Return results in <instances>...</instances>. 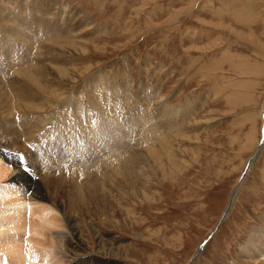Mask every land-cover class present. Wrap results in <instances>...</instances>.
<instances>
[{
	"label": "rangeland",
	"instance_id": "374dc122",
	"mask_svg": "<svg viewBox=\"0 0 264 264\" xmlns=\"http://www.w3.org/2000/svg\"><path fill=\"white\" fill-rule=\"evenodd\" d=\"M16 4L21 10L25 42L35 41V70L43 64L55 67L49 73L60 71L66 61L62 58L68 57L74 58L69 65L76 75L64 84L63 90L70 95L67 99L41 88L28 99L31 92L25 78H14L6 64L0 68V89L7 88L8 95L18 97L22 104V109H12L22 112L8 114L5 99H0V167L7 175L2 184L24 192L31 203L37 200L36 206L49 208L60 223L58 231L47 234L44 226H38L37 214L33 220L29 213L25 215L43 233L37 232L35 237L39 239L34 240V246L28 244L26 239L31 238L24 234L27 260L23 264H30L31 254L35 256L34 264H50L51 259L53 263L62 255V264H264V148L240 187L230 213L221 219L231 191L264 133V0H0V11L12 16ZM32 19L35 22L29 26ZM75 34L81 36L74 39ZM14 46L17 45L11 47ZM79 50L82 56H74ZM29 54L28 61L33 56ZM29 64L23 62L22 66ZM2 77L6 78L5 85ZM48 78L52 84L58 80L53 75ZM41 81L46 83L47 79ZM79 103L82 112L87 109L92 119L97 118L91 126L95 132L88 135L76 128L73 111ZM97 107L109 110L108 116L97 114ZM183 107L189 112L183 114ZM63 111L69 117L66 126L61 122ZM169 112L176 115L172 123L187 134L160 133L165 130L163 118ZM147 130L158 134L163 145L172 144L181 134L190 140H181L175 175L157 186L146 201L131 198L130 190L118 193L116 189L129 183L131 175H127L131 170H138L131 166V156L145 153L143 150L152 140ZM116 157L121 160L120 166ZM104 160L111 164L106 179L89 182L94 166ZM157 161L168 167L164 157ZM109 168L120 171L119 175L113 170L110 174ZM116 176L112 183L110 178ZM35 184L40 195L33 189ZM92 184L98 185L96 189L89 188ZM0 220L2 230L6 228L0 234L1 264H18L7 252L14 245L11 239L16 232L12 225V229L8 227L6 218ZM218 220L221 223L216 226ZM255 229L259 238L251 249L254 257L260 256L247 259L253 256H246L243 248ZM54 232L68 239L61 242L62 248L53 241ZM40 239L43 240L38 242ZM203 240L200 256L192 262ZM43 246L56 251L52 250L51 255ZM101 248L112 256L95 254ZM57 251L64 252L61 255Z\"/></svg>",
	"mask_w": 264,
	"mask_h": 264
},
{
	"label": "bare ground",
	"instance_id": "6f19581e",
	"mask_svg": "<svg viewBox=\"0 0 264 264\" xmlns=\"http://www.w3.org/2000/svg\"><path fill=\"white\" fill-rule=\"evenodd\" d=\"M7 2V1H6ZM18 5H20L19 3H17ZM17 4L14 6V11H12L13 13H12V16H11V14L10 13H8V11H6V13H4L3 14V12L2 11H0V51H3V53L0 55V68L3 66V64H6L8 67H9V69L12 71V73H11V75H13L14 76V78H15V75L17 76V77H21V78H25V80H26V82H25V85H26V87L28 88L29 87V90H30V92L31 93H28L27 94V97H28V99H29V96H31L32 98H33V96L35 95V94H37V93H35V90H38V89H43L44 91H46V92H48V91H51V92H53V91H55L57 94H58V96L59 97H61V99H67L66 98V96H68L67 95V91L65 90H63L64 89V84L66 83V81H72L73 79H74V77H76V75L74 74L75 72H73V71H75V70H72L73 68H71L70 67V65H69V62H71V61H69V60H72V59H74V58H72V59H70V58H68V60H67V58H62V59H66V61L65 62H62V64H61V67H62V69L59 71V70H56V71H54L53 73L51 72V73H49V71L51 70H54V68H52V67H50V65H49V67H45V66H43V64L40 66V67H38L36 70H35V68H36V66H35V41H29L28 43L27 42H25V39H24V36L21 34V31L23 30V28H21V26H20V18H19V15H20V12H21V10H20V8L19 7H16L17 6ZM8 6V5H7ZM12 6V5H11ZM10 7V6H9ZM1 8V7H0ZM13 8V7H12ZM46 9V8H45ZM10 11V10H9ZM49 12V11H48ZM55 13V12H54ZM38 14V13H37ZM53 15H51V17H52ZM13 17V18H12ZM29 17V16H28ZM41 17V16H40ZM47 17H48V13H47ZM56 17V16H55ZM31 19V18H30ZM42 19V18H41ZM51 19V18H50ZM63 20H64V18H63ZM42 21V20H41ZM35 22V20L34 19H32L30 22H29V26H32V24ZM77 24V23H76ZM47 25V24H46ZM69 25V24H68ZM54 26V25H53ZM78 26H79V24H78ZM39 27V26H38ZM49 28V27H48ZM73 29H74V26L72 27ZM72 28H69V29H72ZM76 28V27H75ZM82 28V27H81ZM85 28V27H84ZM33 29H34V31H35V25H33ZM77 30V29H76ZM81 30V29H80ZM28 31V30H27ZM77 32V31H76ZM75 32V33H76ZM36 33V32H35ZM69 33V32H68ZM52 34V33H51ZM76 35V34H75ZM75 35H73V37L72 38H79L78 36H81V35H76L77 37H75ZM64 36V35H63ZM66 36V35H65ZM64 36V37H65ZM69 36V35H68ZM41 37V36H40ZM58 37H60V35L58 36ZM40 39V38H39ZM65 39L66 40H69V39H67L66 37H65ZM64 40V39H63ZM72 39H70V41H71ZM44 41V40H43ZM65 41V40H64ZM70 41H69V43H70ZM63 42V41H62ZM82 42V41H81ZM34 43V44H33ZM38 43V42H37ZM43 43V42H42ZM75 43H77V42H75ZM74 42L72 43V44H75ZM86 43V42H85ZM25 44H28V45H26L27 47H24L25 46ZM43 44H47L48 45V43H43ZM71 44V43H70ZM12 45H17V46H14V47H11ZM38 45V44H37ZM36 45V46H37ZM65 45V44H64ZM77 45V44H76ZM40 47H41V45H39ZM59 46V45H58ZM81 46V45H80ZM39 47V48H40ZM52 47H54V45L52 46ZM70 48H71V46H69ZM88 47V46H87ZM51 48V47H50ZM55 48V47H54ZM62 48H64L65 49V46L64 47H62ZM62 48H60L61 50H62ZM74 48V47H73ZM81 48V47H80ZM92 48V47H91ZM26 49H29L30 51H25ZM52 50H53V48H51ZM58 49H59V47H58ZM94 49V48H93ZM50 50V49H49ZM84 50H86V49H84ZM55 51H57V50H55ZM65 51H67V49L65 50ZM76 51H78V50H76ZM38 52V54L40 55L41 53H39V51H37ZM30 53V54H29ZM31 53L33 54V56H32V59L30 60V61H28L29 60V58H27L28 57V54H29V56H31ZM48 53V52H47ZM57 53H58V51H57ZM56 53V54H57ZM63 53V51H61V52H59V54H61V55H63L62 54ZM50 54V53H49ZM48 54V56H50ZM67 54V53H66ZM82 56V50H79V52L76 54V53H74V56ZM2 56H4V57H2ZM48 56H47V58H48ZM58 56V55H57ZM66 56V55H65ZM84 56V55H83ZM51 57V56H50ZM44 60H45V57H44ZM48 60V59H47ZM56 61V60H55ZM60 61V60H59ZM23 62H27V63H30L29 65H27V66H22V64H23ZM44 62V61H43ZM45 62H48V61H45ZM49 62H50V60H49ZM58 63V62H57ZM45 64V63H44ZM51 64V63H50ZM53 65H55V64H53ZM58 65V64H57ZM38 66V65H37ZM56 67H58V66H56ZM51 75H53V78H58V80H57V82L55 81L54 83H56L57 85L54 87V86H52L53 84H52V82H50V80H49V76H51ZM81 75V74H80ZM97 77V76H96ZM3 78V77H2ZM6 78H7V76H6ZM6 78H3V80H4V85L6 84ZM11 78V77H10ZM36 78H38V79H36ZM102 78V77H101ZM1 79V78H0ZM8 79V78H7ZM17 79V78H16ZM41 79H43V81H44V79L46 80L47 79V81H48V83H47V81H45L46 83H43L42 81H41ZM11 80H13V79H11ZM20 80V79H19ZM95 80V79H94ZM97 81V80H96ZM13 82H14V80H13ZM20 82V81H19ZM21 83V82H20ZM23 83V82H22ZM1 84H2V82H1ZM96 84V83H95ZM8 85V84H7ZM21 85V84H20ZM19 85V86H20ZM25 85H24V87H25ZM14 86V85H13ZM97 86V85H96ZM21 87V86H20ZM74 87V86H73ZM92 87V86H91ZM101 86H99V88H100ZM5 88V87H4ZM13 88V87H12ZM78 89V88H77ZM125 89V88H124ZM5 90H7V88L5 89ZM5 90H2V89H0V99H5L4 100V102H5V107L7 108V110H8V114H10L12 111L14 112L16 109H14V110H12L14 107L16 108V106H19V108H20V106L22 105H20V103H21V101H20V99L18 100V97H17V99L15 98V97H13V96H9L8 95V93H7V91H5ZM26 90V89H25ZM53 90V91H52ZM15 91V90H14ZM91 91V90H90ZM159 91V90H158ZM33 92H34V94H33ZM59 92V93H58ZM77 92V91H76ZM98 92V91H97ZM100 92V91H99ZM128 92V91H127ZM153 92V91H152ZM157 92V91H156ZM141 93V92H140ZM18 94V93H17ZM20 94H22V93H20ZM103 94V93H102ZM142 94V93H141ZM151 94V93H150ZM157 94V93H156ZM155 94V95H156ZM158 94H159V92H158ZM24 95V94H23ZM46 95V94H45ZM75 95V94H74ZM88 95V94H87ZM90 95V94H89ZM119 95V94H118ZM148 95V94H147ZM22 96V95H21ZM43 96V95H42ZM70 96V95H69ZM68 96V97H69ZM94 96V95H93ZM100 96V95H99ZM23 97V96H22ZM26 97V98H27ZM36 97V96H35ZM57 97V96H56ZM58 97V98H59ZM106 97V96H105ZM109 98H110V95L108 96ZM107 97V98H108ZM120 97V96H119ZM134 97V96H133ZM25 98V97H24ZM37 98H39V97H37ZM36 98V99H37ZM76 98V97H75ZM74 98V99H75ZM90 98V97H89ZM99 98V97H98ZM103 98V97H102ZM101 98V99H102ZM122 98V97H121ZM152 98H153V95H152ZM45 99V98H44ZM57 99V98H56ZM63 99V100H64ZM104 99V98H103ZM102 99V100H103ZM112 99V98H111ZM118 99V98H117ZM117 99H116V101H117ZM129 99H131V98H129ZM128 99V100H129ZM146 99H147V97H146ZM148 99H150V98H148ZM16 100H18V101H16ZM50 100V99H49ZM70 101H71V99H69ZM90 100V99H89ZM110 100V99H109ZM113 100V99H112ZM115 100V99H114ZM124 100V99H123ZM127 100V101H128ZM132 100V99H131ZM162 100V99H161ZM28 101V100H27ZM43 101V100H42ZM45 101V100H44ZM43 101V102H44ZM54 101V100H53ZM66 101V100H65ZM75 101H77L76 99H75ZM74 101V102H75ZM150 101V100H149ZM152 101H154L153 99H152ZM0 102H1V100H0ZM23 103H25V101H22ZM30 102H32V100L30 101ZM29 102V103H30ZM54 102H56V101H54ZM91 102V101H90ZM89 102V103H90ZM103 102H105V101H103ZM107 102V101H106ZM121 102V101H120ZM27 103V102H26ZM29 103H28V105H29ZM42 103V102H41ZM48 103H49V101H48ZM61 103V102H60ZM72 103H73V101H72ZM78 103V102H77ZM88 103V104H89ZM95 103V102H94ZM99 103V102H98ZM115 103V101L113 102V104ZM128 103V102H127ZM144 103V102H143ZM162 103V102H161ZM17 104H19V105H17ZM58 104V103H57ZM63 104V103H62ZM93 103H90L89 105H92ZM112 104V105H113ZM116 104V103H115ZM126 104V103H125ZM26 105V104H25ZM24 105V106H25ZM52 105H53V103H52ZM56 105V104H55ZM69 105V104H68ZM94 105V104H93ZM97 105V104H96ZM96 105H95V107H96ZM109 105H111V104H109ZM27 106V105H26ZM30 106V105H29ZM36 106V105H35ZM49 106H51V104L49 105ZM99 106V105H98ZM101 106V105H100ZM103 106V105H102ZM146 106V105H145ZM23 107V106H22ZM28 107V106H27ZM27 107H26V111L27 112H29V110H27ZM33 107L34 106H32V109H33ZM56 107V106H55ZM58 107V106H57ZM66 107H67V105H66ZM94 107V106H93ZM105 107V106H104ZM148 107L150 108V104H148ZM19 108H18V110H19ZM31 108V107H30ZM36 108V107H35ZM38 108H39V106H38ZM67 108H69V106L67 107ZM102 108V107H101ZM101 108H98L97 107V114H100L101 115V113H102V116H103V114L105 113V115H106V113L109 111H107V112H105V110H103V108L101 109ZM121 108V107H120ZM187 108V107H186ZM185 107H183V114H186L187 112H189V111H187L186 112V109ZM20 109H22V108H20ZM28 109H29V107H28ZM42 109V108H41ZM51 109V108H50ZM52 109H54V110H56L55 108H52ZM62 109H63V107H62ZM105 109V108H104ZM152 109V108H151ZM154 109V108H153ZM172 109V108H171ZM16 110V113L17 112H19V111H21V110ZM25 110V107L23 108V111ZM65 110V109H64ZM82 110L83 109H81V105H80V103L78 104V105H76V108H75V113H74V111H73V114H74V116H75V118H76V122H77V129L79 130L80 129V133H82L83 132V134L84 135H88L89 133H93V132H95V130L91 127L93 124H96L97 123V118L95 117V119H92V117H94L93 115H91V112L89 111V110H85L84 112H82ZM116 110V109H115ZM114 110V111H115ZM6 111V110H5ZM31 111V110H30ZM33 111V110H32ZM31 111V112H32ZM38 112H40L39 110H37ZM42 111V110H41ZM71 111V112H72ZM113 111V112H114ZM145 111V110H144ZM176 111V110H175ZM177 111H179V110H177ZM177 111H176V113H177ZM13 112H12V114H13ZM22 112V111H21ZM20 112V113H21ZM47 112V111H46ZM57 112V111H56ZM59 112V111H58ZM68 112V111H67ZM111 112V111H110ZM6 114H7V112H5ZM23 113H25V112H23ZM30 113V112H29ZM40 113H44V112H40ZM54 113V112H53ZM61 113V112H60ZM69 113V112H68ZM109 113V112H108ZM108 113H107V116H108ZM149 113V112H148ZM180 113H181V111H180ZM4 114V113H3ZM48 114V113H47ZM46 114V115H47ZM55 114V113H54ZM59 114V113H58ZM61 114H63V117H61V122L66 126V118L68 117V114L67 113H64V111H63V113H61ZM61 114H59V115H61ZM72 114V113H71ZM72 114V115H73ZM96 114V115H97ZM110 114H112V113H110ZM131 114V113H130ZM136 114V113H135ZM147 114V113H146ZM36 115V114H35ZM39 115V114H38ZM43 115H45V114H43ZM116 115V114H115ZM118 115V114H117ZM128 115H129V113H128ZM178 115H180L179 113H178ZM13 116H15V113H14V115ZM13 116H9V117H13ZM22 116H24V115H22ZM22 116H21V118H22ZM32 116V115H31ZM41 116V115H40ZM62 116V115H61ZM114 116V115H113ZM125 116H127L126 114H125ZM124 116V117H125ZM131 116V115H130ZM147 116V115H146ZM151 116V115H150ZM158 116V115H157ZM181 116V115H180ZM261 116H262V119H263V123H264V103H263V110H262V114H261ZM18 117V116H17ZM36 117V116H35ZM43 116H41V118H42ZM98 117H99V115H98ZM119 117V116H118ZM123 117V118H124ZM132 117V116H131ZM162 117H163V115H162ZM184 117H185V115H184ZM194 117V116H193ZM15 118V117H14ZM14 118H12V119H14ZM20 118V119H21ZM30 118V117H29ZM51 118V117H50ZM55 118V117H54ZM69 118V117H68ZM73 118V117H72ZM74 118V119H75ZM114 118V117H113ZM159 118H160V114H159ZM176 118V115H175V113H173V112H169V113H167L166 115H165V118H163L164 120H165V123H164V126H165V130H163V131H160V133L162 132L163 134H167V133H171V134H180V133H182V134H187V132H183L180 128H178L177 126H179V125H177V126H175V124H173L172 122L174 121V119ZM180 118H182V117H180ZM32 119H33V117H32ZM45 119V118H44ZM112 119V118H111ZM116 119V118H115ZM162 119V118H161ZM183 119V118H182ZM17 120H18V118H17ZM16 120V121H17ZM34 120V119H33ZM36 120V119H35ZM41 120V119H40ZM110 120V119H109ZM176 120V119H175ZM6 121V120H5ZM12 121V120H11ZM15 121V120H14ZM26 121V120H25ZM45 121V120H44ZM72 121V120H71ZM177 121H179V119L177 120ZM184 121V120H183ZM182 121V122H183ZM187 121H188V119H187ZM1 122V125L3 124L2 123V121H0ZM7 122V121H6ZM13 122V121H12ZM22 121H20V122H18V123H21ZM28 123H29V120L27 121ZM57 122H58V120H57ZM156 121H154V123H155ZM176 122V121H175ZM22 123H24V121L22 122ZM55 123V122H54ZM105 123V122H104ZM106 123H107V121H106ZM110 123V122H109ZM173 125H172V124ZM8 125H9V123H7ZM12 124V123H11ZM31 124H32V122H31ZM36 124H38V123H36ZM57 124V123H56ZM74 124V123H73ZM113 124V123H112ZM157 124V123H156ZM181 124V123H180ZM4 125H6V124H4ZM44 125V124H43ZM62 125V124H61ZM68 125V124H67ZM75 125V124H74ZM131 125V124H130ZM137 125H138V123H137ZM153 125V124H152ZM151 125V126H152ZM27 126V125H26ZM35 126V125H34ZM33 126V127H34ZM37 126V125H36ZM128 126V125H127ZM133 126V125H132ZM141 126V125H140ZM10 127V126H9ZM13 127V126H12ZM17 127V126H16ZM32 127V126H31ZM38 127V126H37ZM68 127V126H67ZM66 127V128H67ZM145 127V126H144ZM173 127H175V128H177V129H175V128H173ZM8 128V127H7ZM26 128H30V127H26ZM36 128V127H35ZM43 128V127H42ZM73 128V127H72ZM106 128V127H105ZM138 127L136 126L135 127V131L137 130V132H136V134H137V137H138V139L140 140L141 139V136H140V132H138V129H137ZM142 128V127H141ZM152 128V127H151ZM159 128V127H158ZM184 128V127H183ZM6 129V128H5ZM11 129V128H10ZM15 129V131H16V128H13V130ZM140 129V128H139ZM144 130L145 129H147L146 127L145 128H143ZM192 129V128H191ZM4 130V129H3ZM12 130V129H11ZM17 130H18V128H17ZM106 130H107V128H106ZM113 130H115V129H113ZM193 130V129H192ZM262 130H263V127H262ZM1 131V130H0ZM9 131V130H8ZM24 131V130H23ZM110 131H111V129H110ZM157 131H159V130H157ZM185 131H186V129H185ZM189 131H191V130H189ZM11 132V131H10ZM21 132H22V130H21ZM39 132V131H38ZM145 132H150L151 133V142L150 141H148V143L149 144H147V147L146 146H144V150H143V152H145L144 154H142V153H140V154H138V155H135V156H131V166H133L134 165V167H135V169H138V170H136V171H134L133 172V170H131V173L130 174H128L127 176H129V175H131L130 176V180L128 181L129 183L127 184V182L125 183V184H123V185H121V186H119V188L118 189H116V192H118V193H120V191H123V190H130V192H129V194H132L130 197L131 198H134L135 199V197L137 198H140V199H146V201L148 200V198L150 197V194H153L155 191H156V188H157V186H159L160 184H163L162 182H164L165 180H167L168 179V177H173L174 175H175V170H174V167H175V161L177 160V158H178V156H179V145L182 143V141L181 140H185V141H188V140H190V138H188V135L187 136H182V134L181 135H179L178 137H176L175 139H174V141L172 142V144H167V142H165V144H167V145H163V144H160L161 142H159V139H158V134L156 135V134H154V133H152V131L151 130H147V131H145ZM154 132V131H153ZM23 133V132H22ZM158 133V132H157ZM15 134H16V132H15ZM32 134V133H31ZM11 135H13V134H11ZM18 135V134H17ZM150 135V134H149ZM162 135V134H161ZM161 135H159L160 137H161ZM32 135H30V137H31ZM37 136V135H36ZM173 136V135H172ZM21 137H23V136H21ZM32 137H34V136H32ZM164 137H165V135H164ZM15 138V137H14ZM20 138V137H19ZM29 138V137H28ZM167 138H169L168 136H167ZM166 138V139H167ZM182 138V139H181ZM30 139V138H29ZM149 139H150V137H149ZM188 139V140H187ZM32 140V139H31ZM165 141V140H164ZM169 142V141H168ZM88 143H89V141H88ZM120 143V142H119ZM157 144L159 145H161L160 146V148H157ZM145 145H146V143H145ZM115 146V145H114ZM7 147V146H6ZM14 148V147H13ZM143 148V147H142ZM263 148H264V133H263V136L261 137V138H259V140H257V150H256V152L254 153V155L248 160V163L246 164V166H245V170H244V172H243V175H242V177L237 181V184L235 185V187L233 188V190L231 191V194H230V196H229V199H228V202H227V206L224 208V211H223V213H222V215H221V219L222 220H224L226 217H227V215L230 213V211H231V209H232V206H233V204H234V201H235V199H236V197H237V195H238V192H239V189H240V187L242 186V184H243V182L246 180V177L248 176V174H249V172H250V170H251V168H252V166L254 165V163H255V161L258 159V157H259V155H260V153H261V151L263 150ZM141 149V148H140ZM138 151V150H137ZM180 151H181V149H180ZM117 153V152H116ZM120 153V152H119ZM127 153V152H126ZM133 153H136V152H133ZM111 155V154H110ZM127 155V154H126ZM145 156V158H146V161H143V160H145L143 157ZM178 155V156H177ZM113 156V155H112ZM114 156H116V155H114ZM120 157V156H119ZM119 157H116V159L118 160H116L117 161V163H118V166H120V162L119 161H121V160H119ZM123 157V156H122ZM127 157V156H126ZM126 157H124V159L126 158ZM159 157L161 158V157H164V159L167 161V165H168V167H165V166H160V163H161V161H157L158 159H159ZM122 159V158H121ZM126 160V159H125ZM124 160V161H125ZM130 161V160H129ZM97 162V161H96ZM100 162H101V159H100ZM95 163V162H94ZM6 164V163H5ZM122 164V163H121ZM101 165H103V166H101ZM127 165V164H126ZM111 166V164L109 163V162H107V161H105L104 160V162H103V164H96V166H94V171H95V173H94V175H93V177L90 179V178H87V179H90V180H88L89 182H93V181H96V180H99V179H103V178H105L106 177V174L108 175V173H107V171L106 170H108L107 169V167H110ZM124 166V165H123ZM104 167H106L105 168V170H104ZM125 167V166H124ZM119 168V167H118ZM110 169V168H109ZM124 169V168H123ZM11 170H12V168H11ZM87 170V169H86ZM105 172H104V171ZM111 170V171H110ZM109 171H110V174H111V172H112V170L113 169H110ZM115 170V169H114ZM114 170H113V172H114ZM117 171V170H116ZM14 172V171H13ZM89 172V171H88ZM104 172V173H103ZM117 172H120V171H117ZM117 172H114V173H117ZM22 173V172H21ZM91 173V172H90ZM89 173V174H90ZM122 173H123V171H122ZM125 173V172H124ZM6 174V171H5V169L3 168V166L2 167H0V203H1V207H0V217L2 218L3 217V219L5 220V218L8 220V222H9V225H8V227H10V225H12V227H13V232L15 231L16 233H14V234H12V235H15V237H13V236H11V237H13V239H11L12 240V243H14V245L13 246H11V248L7 251V252H9V253H11L10 255L12 256V257H14L13 258V260L16 262V263H18V264H23V262L25 263V260H27L26 259V255H25V253H24V251H25V248H24V246H23V243H25L24 241H26L27 240V242H28V244L29 245H31V246H34L35 244L34 243H36L34 240H38L39 238L37 237L38 236V234H37V232H39V231H37V228L38 227H35V223H33L32 221L31 222H29V221H27L26 219H25V215L27 214V213H29L30 214V218H31V220H33V218H35V214H37L38 216H39V218H38V216H37V218L39 219V222H38V226L39 227H43L44 226V229H45V231H46V233L48 232V231H50V230H55V231H58L60 228V223H59V219H58V217L57 216H55V214H54V212H52L51 210H49V208H47L46 206L44 207L43 205V207L42 206H36L35 205V203H36V201L35 200H33V201H35V203L33 202V203H31V198H29V197H27L26 196V194L24 193V192H21V191H19L18 189H15V187L13 186H11V187H6V186H4L3 184H2V179L4 178V176H6L7 177V175H5ZM19 174V173H18ZM24 174V173H23ZM21 175V174H20ZM81 175H84V173L83 174H81ZM85 175H87V174H85ZM116 175H119L118 173L116 174ZM88 177H89V175H87ZM92 176V175H91ZM112 176H113V173H112ZM122 176V175H121ZM5 177V178H6ZM23 177V176H22ZM25 177V176H24ZM47 177H48V175H47ZM52 177V176H51ZM56 177V176H55ZM58 177H60V176H58ZM123 177V176H122ZM10 178V177H9ZM46 178V177H45ZM83 178V177H82ZM119 178V177H118ZM167 178V179H166ZM43 179V178H42ZM52 179V178H51ZM106 179V178H105ZM117 179V176H116V178H114V179H111L110 178V180H112V183H114V181ZM129 179V178H128ZM4 180H6V179H4ZM85 180V179H84ZM104 181V180H103ZM111 182V181H110ZM121 182V181H120ZM32 183V182H31ZM95 183V182H94ZM103 183V182H102ZM101 183V184H102ZM108 183V182H107ZM116 183V182H115ZM37 184V183H36ZM36 184H35V188H33V189H35V193L36 194H39V191H37V187H36ZM45 184V183H44ZM80 184V183H79ZM9 185V184H8ZM117 185H119V184H117ZM25 186V185H24ZM27 186V185H26ZM26 186H25V188H26ZM30 186H32V185H30ZM29 186V187H30ZM98 185L97 184H92L89 188L91 189H96V187H97ZM111 186V185H110ZM114 186V185H113ZM17 187V186H16ZM33 187V186H32ZM45 187V186H44ZM103 187V186H102ZM118 187V186H117ZM89 192H95V191H89ZM33 193V192H32ZM34 193V194H35ZM40 195V194H39ZM114 195V194H113ZM32 196V195H31ZM30 196V197H31ZM33 196H35V195H33ZM37 198V197H36ZM42 198H44V197H42ZM8 200V201H7ZM6 201H7V203H6ZM37 204V203H36ZM35 210H36V212L37 213H35ZM8 211H11L10 213L8 212ZM131 213V212H130ZM9 215H11V217H8ZM29 218V219H30ZM62 220V219H61ZM74 222V221H73ZM220 223H221V221H219ZM2 223H3V221H1L0 220V234L1 233H3V231H5V229H3L2 230ZM219 223V224H220ZM4 224H5V222H4ZM3 224V225H4ZM75 224V223H74ZM74 226V225H73ZM77 226V225H76ZM7 227V226H6ZM4 228V227H3ZM11 228V227H10ZM9 228V229H10ZM12 229V228H11ZM10 229V230H11ZM8 230V229H7ZM10 230H8V232L10 231ZM260 230V229H259ZM41 231H43V230H41ZM40 231V233H39V235L41 234V233H43V232H41ZM263 231V230H262ZM51 232V231H50ZM45 233V234H46ZM258 230L257 229H255V230H253V233L251 234V235H249V237H248V239H247V241H246V244H245V247L243 248V251H244V254L246 255V256H250V255H254V252H253V250L251 249V247L253 246V248L255 247V243H257L258 242V240H257V238L256 237H258ZM18 234V235H17ZM24 234H28L29 235V238H31V239H22L23 238V236H24ZM37 234V238L35 237V235ZM48 234V233H47ZM53 234H55V239L53 240V239H51V246L53 247V248H55V246H53L52 244H53V241H55V243H56V245L60 248H62V244H61V242L62 241H65V239L66 240H68L67 238H66V236H63V235H61L59 232H54ZM3 235H7V233H5V234H3ZM2 236V235H1ZM43 236V235H42ZM46 236V235H45ZM49 236V235H48ZM50 236H51V238L53 237L52 235H51V233H50ZM262 236H264V234L262 235ZM4 238V237H3ZM5 238H7V237H5ZM33 238V239H32ZM36 238V239H35ZM40 238H41V236H40ZM44 238V237H43ZM259 238V237H258ZM47 239H49V237L47 238ZM46 239V240H47ZM2 240V239H1ZM5 240V239H4ZM10 240V241H11ZM43 240V239H42ZM41 239L38 241V242H40V241H42ZM53 240V241H52ZM44 241H45V238H44ZM43 241V242H44ZM111 241L113 242L114 240L113 239H111ZM2 242H4V241H2ZM5 242H6V240H5ZM46 242V241H45ZM264 242V241H263ZM4 245H5V243H3ZM11 244V243H10ZM26 244V243H25ZM42 243H40V244H38L37 246L38 247H41V246H39V245H41ZM44 244H47V243H44ZM7 245V244H6ZM27 245V244H26ZM55 245V244H54ZM2 247V246H1ZM4 247V246H3ZM2 247V248H3ZM9 247V246H8ZM36 247V246H35ZM44 247V246H43ZM50 246H48V247H44L45 249L44 250H46V248L48 249V253H50V252H52V250L55 252L56 250H54L52 247H50ZM58 247H57V249H58ZM4 248H7V247H4ZM259 248V247H258ZM28 249V248H27ZM50 249V250H49ZM1 250V249H0ZM4 250V249H3ZM39 250V249H38ZM40 250H42V248L40 249ZM5 251V250H4ZM2 252V251H1ZM58 252V254H61V253H63V252H61V253H59V251H57ZM57 252L55 253L56 255H57ZM71 252V251H70ZM77 253V252H76ZM80 253V252H79ZM2 254H3V252H2ZM7 254V253H6ZM51 254V253H50ZM81 254V253H80ZM95 254H98V255H101V256H105V257H110V256H112V254H111V252L110 251H108V250H106V249H100V250H97L96 252H95ZM3 255H5V252H4V254ZM10 255H8L9 257H10ZM45 255V254H44ZM52 255V254H51ZM62 255V254H61ZM64 255H66V254H64ZM200 256V250H199V252H196L195 253V255H194V257H193V259H192V262H194L198 257ZM260 256V255H259ZM259 256L257 257H249V258H247V259H258L259 258ZM34 255L33 254H31L30 255V258L28 259V261H29V263L30 264H34ZM41 257H42V255H41ZM49 257H51V256H49ZM49 257H48V259H49ZM58 257H59V255H58ZM62 257H65V256H61V258ZM74 257V256H73ZM262 257H264L263 255H262ZM261 257V258H262ZM44 258H47V256L45 257L44 256ZM52 258V257H51ZM61 258H58V259H54L55 261L53 262V263H51V260H50V264H62V262H61ZM43 259V258H42ZM41 259V260H42ZM63 259V258H62ZM79 260V259H78ZM47 261V260H46ZM49 261V260H48ZM53 261V260H52ZM63 261V260H62ZM65 262V261H64ZM42 263V262H41ZM0 264H1V261H0Z\"/></svg>",
	"mask_w": 264,
	"mask_h": 264
},
{
	"label": "water",
	"instance_id": "95a60500",
	"mask_svg": "<svg viewBox=\"0 0 264 264\" xmlns=\"http://www.w3.org/2000/svg\"><path fill=\"white\" fill-rule=\"evenodd\" d=\"M260 132H261V131H260ZM219 221H220V220H218L216 226H218V224L220 223ZM205 241H206V240H204V241H202V242L200 243V245L198 246V249H197V250H200V249H201V247H202V245L205 243Z\"/></svg>",
	"mask_w": 264,
	"mask_h": 264
}]
</instances>
